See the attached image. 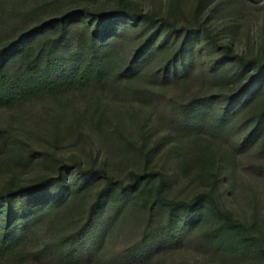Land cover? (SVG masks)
<instances>
[{
    "label": "trees",
    "instance_id": "obj_1",
    "mask_svg": "<svg viewBox=\"0 0 264 264\" xmlns=\"http://www.w3.org/2000/svg\"><path fill=\"white\" fill-rule=\"evenodd\" d=\"M206 1L197 0V16ZM18 17L24 23L29 17L38 19L21 26ZM141 21L157 24L141 37L131 53H124L118 44L119 33L126 23ZM7 22H11L8 30L0 28V106L5 107L46 96L59 99L66 91L104 86L113 79L123 82L147 76L168 81L190 69L195 38L202 30L213 37L205 22L178 25L168 15L143 9L138 0H115L107 9L70 5L69 0H26L23 7L10 9ZM171 36L174 42H170ZM221 46L229 57L239 56L245 65L254 61L233 53L230 42ZM130 91L147 99L166 94L150 85L131 87ZM239 104L220 108L213 99L199 94L187 100L169 98L166 114L184 135L173 144L181 167L185 171L193 167L207 169L211 176V187L190 198L166 193L168 175L162 169H130L127 177H115L102 165L83 167L79 160L72 165L62 162L56 173L32 181L1 186L0 264H23L32 255L50 253L72 264L84 251L98 246L103 232L128 208L146 211V224L142 236L111 257L113 261L150 255L154 247L178 239L184 227L197 224L205 211L211 212L217 222L204 230L206 241L236 256L264 260V236L235 217L231 209L222 207L214 195L221 176V157L211 135L231 137L238 149L258 147L264 154V107L244 124L235 112ZM2 149H13L23 165L44 157L43 151L4 125H0V161L4 158ZM73 165H78L82 173L72 182L65 167ZM253 167L264 174V163ZM100 177L105 181L95 198L83 206L84 219L73 229L31 249V233L46 213L62 205L72 211L77 197L71 189Z\"/></svg>",
    "mask_w": 264,
    "mask_h": 264
},
{
    "label": "rangeland",
    "instance_id": "obj_2",
    "mask_svg": "<svg viewBox=\"0 0 264 264\" xmlns=\"http://www.w3.org/2000/svg\"><path fill=\"white\" fill-rule=\"evenodd\" d=\"M138 1L143 9L168 15L178 25L205 22L213 37L202 30L195 38L190 69L176 73L168 81L147 76L123 82L113 79L104 86L66 91L59 99L46 96L11 107L0 106V125L11 127L19 137L43 151L44 156L23 165L18 163L13 149H2L0 187L56 173L58 164L72 165L75 160L81 161L83 167L102 165L115 177H127L130 169H162L168 175L166 193L176 198H190L211 187L207 169L193 167L185 171L181 167L173 144L184 135L171 124L166 108L171 96L187 100L199 94L213 99L220 108L240 103L235 112L247 124L264 107V0H207L198 16L197 0ZM69 2L107 9L115 0ZM25 3L26 0H0L1 29L10 27V9ZM29 19L24 23L18 17L21 26L38 17ZM156 24L126 23L118 36L122 51L131 53ZM225 42L232 44L233 53L254 61L245 65L239 56L229 57L221 46ZM140 85L162 89L166 94L147 99L131 93V87ZM211 137L221 157V176L214 187L217 202L264 236V174L253 167L255 163H264V154L258 147L240 150L228 136ZM65 169L70 181L81 177L78 165ZM104 181L101 177L90 179L80 188L71 189L77 205L72 211H67L65 205L48 211L31 233V249L76 227L84 219L83 206L95 198ZM146 216V211L126 209L103 232L101 243L84 251L72 264H264L263 259L236 256L206 241L202 236L204 230L217 225L211 212L206 211L197 224L184 227L178 239L154 247L150 255L120 262L110 259L142 236ZM23 264L70 263L50 253L32 255Z\"/></svg>",
    "mask_w": 264,
    "mask_h": 264
}]
</instances>
